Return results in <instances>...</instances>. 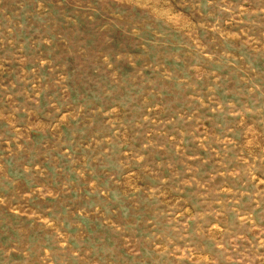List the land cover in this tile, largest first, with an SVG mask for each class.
Listing matches in <instances>:
<instances>
[{
  "label": "rangeland",
  "instance_id": "374dc122",
  "mask_svg": "<svg viewBox=\"0 0 264 264\" xmlns=\"http://www.w3.org/2000/svg\"><path fill=\"white\" fill-rule=\"evenodd\" d=\"M0 264H264V0H0Z\"/></svg>",
  "mask_w": 264,
  "mask_h": 264
}]
</instances>
